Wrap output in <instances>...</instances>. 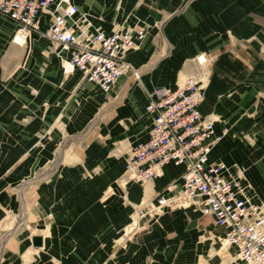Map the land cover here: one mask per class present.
<instances>
[{
  "label": "crops",
  "instance_id": "0c3cea01",
  "mask_svg": "<svg viewBox=\"0 0 264 264\" xmlns=\"http://www.w3.org/2000/svg\"><path fill=\"white\" fill-rule=\"evenodd\" d=\"M82 1L89 5L86 0ZM113 3L115 18L120 13V18L115 19L119 26L134 28L142 25L147 28L146 38L139 43L136 50L127 54V60L132 66L143 71L141 86L147 88L146 91L160 87L158 82L162 83L164 80L165 83L173 84L176 78L185 74L186 61L206 52L217 55V62L215 68L211 69L212 77L208 86L211 90L200 107L204 117V112L207 115H219L220 105L227 99L226 91L212 88H236L234 91H249L253 88L259 93L264 92V80L261 79L264 78V0H114ZM106 27H109L108 24ZM16 29V23L0 17V58H4V52L11 54V49L28 47L30 67L27 71H17V75L0 72V220L9 211L10 189L20 182H26L19 188V194L23 209L21 221L29 225L31 223L28 224L26 219L28 209L25 200L29 189L38 182L33 179L26 180L43 169V138L45 139L50 128L52 132L59 123V126L70 125L73 131L72 116L69 115L74 109L82 114L74 124L83 126L89 118L93 104L101 105L105 94L95 84L88 82L82 72L64 74L57 67L53 55L41 56L43 43L36 38L40 36L31 34L30 42L25 46L14 44L12 37ZM233 55L239 56L251 67L250 73L246 75L250 81L244 87L234 84L236 74L232 68L235 61ZM43 61L50 62L44 76L48 80L46 82H49L48 86H43ZM196 61L194 59L195 63ZM126 76L119 79L111 94L121 95L125 91V88L117 87ZM125 93V97L129 98L126 108L142 109L150 122L148 131L131 144L133 147L149 136L152 117L146 112L149 103L147 93L144 95V92L133 87L128 88ZM232 93L234 94L230 92L228 95ZM130 97H135V101L130 102ZM105 107L98 111L95 119ZM210 110L213 113H209ZM62 119L65 122H61ZM227 120L226 118L225 123ZM223 129L224 127L216 124L218 133H223ZM224 139L214 149L211 162H223L229 166L238 164L232 161L231 143L226 144ZM44 147L45 151L52 150L48 146ZM128 153L124 157V171ZM53 167L54 169L52 166L48 167L44 172L53 173L57 166ZM169 168L177 169L174 174L179 173V177H176L179 179L175 184L178 189L181 188L183 168L169 165L162 171ZM170 179L169 172L166 176L164 174L154 189H158L161 184L165 185V181L169 182ZM75 182L76 179L72 183L60 182L59 185L58 181H52L50 186L41 189L38 197V225H41L46 212H56L49 227L51 259L60 264H108L105 236L107 219L102 194L105 177L97 182ZM21 189H24L23 194ZM59 189L63 190L58 191ZM154 189L144 191L143 196L152 194ZM58 200L64 206L72 203L75 210L73 208L72 212L67 211L64 214L58 212ZM67 221L70 223H66ZM211 221L214 224L210 216H174L163 212L156 218L146 220L150 228L144 234V241L120 251V259L112 264H202V247L199 244H187L186 227L191 229L189 233H195ZM35 223L33 221L31 225ZM222 234L224 236V231ZM12 235L10 233L8 236ZM35 235L41 236L43 244L45 243V236L35 233H29L28 241Z\"/></svg>",
  "mask_w": 264,
  "mask_h": 264
},
{
  "label": "rangeland",
  "instance_id": "374dc122",
  "mask_svg": "<svg viewBox=\"0 0 264 264\" xmlns=\"http://www.w3.org/2000/svg\"><path fill=\"white\" fill-rule=\"evenodd\" d=\"M76 1V0H75ZM85 1V0H84ZM89 5H85L82 0L76 1L80 6L82 14L86 15L89 24L93 30H102L111 32L119 26L115 19H119L120 13L116 14L114 0H86ZM109 3V4H108ZM117 8V7H116ZM119 8V6H118ZM3 19H6L2 17ZM8 20V19H6ZM108 24V28L106 27ZM144 28L147 35V28L139 25L134 28ZM131 28V27H128ZM41 41L42 52L41 56L53 55L57 67H59L64 74L63 61L68 63L69 55L63 51V47L51 41L44 40L42 37H36ZM30 39V38H29ZM30 42V40H29ZM11 49V48H10ZM137 49V48H136ZM130 50L128 53L136 50ZM11 54L4 52V58H0V72L6 75H17V71H27L30 67L28 63L27 53L29 48L11 49ZM6 51V50H5ZM251 53L252 50H249ZM61 54V55H60ZM203 54H207L206 52ZM195 55L194 58L185 62V74L176 78L175 82H166L165 80L158 82L157 85L174 88L175 86H183L186 81L192 76H197L201 80L203 91V102L207 100L208 92L211 88L209 80L211 79V69L215 68L217 62V55L212 53L207 54L209 64L205 67H199L198 62H194L200 55ZM235 58L233 70L236 74L235 85H242L244 87L250 81L246 75L250 73L251 67L247 66L239 56L233 55ZM54 62V63H55ZM53 63V62H52ZM49 61L41 63V71L43 76V86L49 85V82L44 76L45 71L49 68ZM198 64V65H197ZM54 65V64H53ZM52 65V66H53ZM66 66V65H65ZM135 69V68H134ZM138 71V77L132 76L131 73L121 80L117 88L133 87L137 90L147 93V88H142L141 79L143 71ZM61 72V73H62ZM71 75V74H70ZM16 78V77H15ZM264 80V78H261ZM93 86V85H92ZM219 91H226V100L220 105L221 110L219 115L205 113V117L211 118L220 127L225 135L224 142L231 143V153L233 154L232 161L238 164L240 176L247 182L251 194L256 200L264 203V92L259 93L258 90L250 88L249 91L237 90L236 88H212ZM229 89H232L229 91ZM125 91L119 95L113 93L111 95H103L102 104H93V109L89 113V118L83 126H76L77 117L81 118L78 110L69 115L72 116L73 128L70 125L56 126L51 132L48 130L47 136L43 138L42 146V170L34 173L26 180L33 179L38 182L32 186L27 192L25 205H27V222L28 224L36 221L34 225H25L21 221L22 217V201L19 194V188L26 182H20L17 186L10 189L11 199L9 204V211L0 220V264H60L51 259L50 256V223L55 218V213L51 210L46 212L45 217L41 221V225L37 224L39 219V194L41 189L50 186V182L72 183L76 182H97L99 179L105 177V189H103V198L105 199V210L107 219V228L105 230L107 255L106 262L112 264L118 258L120 259V251L127 249L130 245L140 244L144 241V234L149 230L146 220L156 218L159 212L151 217L142 218L139 215V210L144 206H151L157 199L164 194L175 195L180 188L176 186V181L179 178V173L174 174L177 169H165L162 174L157 176L151 183L146 186H137L131 183H125L124 180V157L130 151L131 144L137 139L141 138L150 127V122L142 109L136 110L134 108L127 109L129 105L126 98ZM234 94L228 95V93ZM100 94V93H99ZM224 94V92H221ZM118 100H117V99ZM135 97H130V102L135 101ZM250 100V101H249ZM112 104V105H110ZM106 106L99 113L95 119L98 111ZM213 110V109H212ZM212 110L209 113H213ZM132 111V112H131ZM78 112V114H77ZM228 119L225 123V119ZM64 119V117H63ZM62 119V120H63ZM69 119V118H68ZM61 122H65L64 120ZM69 124V121L67 122ZM97 124V125H96ZM72 138V139H71ZM68 140V141H66ZM223 142V143H224ZM48 146L52 150L45 151ZM57 166L56 170L51 172H44L48 167ZM171 167V165H170ZM93 168V169H91ZM52 169V170H53ZM44 172V173H42ZM170 173L171 179L169 182L165 181V185H159L158 189H154L156 184L161 182L162 177L166 173ZM42 173V174H41ZM38 175V177H36ZM53 175V176H52ZM173 175V176H172ZM75 176V179H73ZM176 178V180H175ZM75 182V183H76ZM65 188V185H63ZM69 187V186H68ZM154 189L152 194L143 196L146 190ZM63 190V189H62ZM58 190V191H62ZM156 191V192H155ZM20 192L23 194L24 189ZM59 206V207H58ZM57 211L66 213L72 212V203L63 205L61 200L57 202ZM85 206L83 205V208ZM82 208V211L84 209ZM165 213L171 215L180 214H197L200 217L202 214L193 206H178L167 208ZM200 215V216H199ZM214 222V221H213ZM66 223H70L67 221ZM210 223V222H209ZM72 227V224L70 225ZM191 230L188 226L187 244L201 245L202 264H240L235 248L226 246L225 238L223 236V229L211 223L195 233L188 232ZM222 232H221V231ZM10 231V232H9ZM12 233V236H8ZM29 233L41 234L45 236L46 247L35 248L32 240L28 241ZM38 236V235H35ZM235 250V251H234Z\"/></svg>",
  "mask_w": 264,
  "mask_h": 264
},
{
  "label": "built area",
  "instance_id": "2783aa9c",
  "mask_svg": "<svg viewBox=\"0 0 264 264\" xmlns=\"http://www.w3.org/2000/svg\"><path fill=\"white\" fill-rule=\"evenodd\" d=\"M0 17L17 24L12 42L18 46L27 45L31 34H36L66 48L70 55L65 73L82 72L107 96L121 77L138 76L127 54L146 38L144 28L93 30L74 0H0ZM197 62L208 65L204 55ZM148 98L146 112L152 127L149 136L128 153L125 183L147 185L169 165L183 168V173L175 195H161L151 206L142 207L139 215L147 218L172 206H193L223 229L240 264H264L263 205L251 194L237 166L211 162L225 135L200 111L201 80L192 76L183 86L157 87Z\"/></svg>",
  "mask_w": 264,
  "mask_h": 264
},
{
  "label": "bare ground",
  "instance_id": "6f19581e",
  "mask_svg": "<svg viewBox=\"0 0 264 264\" xmlns=\"http://www.w3.org/2000/svg\"><path fill=\"white\" fill-rule=\"evenodd\" d=\"M18 39H22V37H20V36H18ZM63 49V51H65L68 55H70V53H69V51L66 49V48H62ZM61 55V54H60ZM204 56H205V58H207V56L205 55V54H203ZM201 56V55H200ZM60 58L62 59V61H63V68H64V72H65V63H64V59L65 58H62L61 56H60ZM68 60V59H67ZM207 60H208V64H209V59L207 58ZM202 61H204V59H202ZM206 66V64L205 65H203L202 67H205ZM74 74V73H73ZM68 75H70V74H68ZM138 77V76H137ZM110 105H112V104H110ZM214 121V120H213ZM215 122V121H214ZM97 125V124H96ZM215 127H216V124H215ZM162 174V172L160 173V175ZM263 205V208H264V203L262 204ZM164 212V211H163ZM225 242H226V239H225ZM226 246H228V244H227V242H226V244H225Z\"/></svg>",
  "mask_w": 264,
  "mask_h": 264
},
{
  "label": "water",
  "instance_id": "95a60500",
  "mask_svg": "<svg viewBox=\"0 0 264 264\" xmlns=\"http://www.w3.org/2000/svg\"><path fill=\"white\" fill-rule=\"evenodd\" d=\"M33 245L35 248H39L43 246V238L41 236L33 237Z\"/></svg>",
  "mask_w": 264,
  "mask_h": 264
}]
</instances>
